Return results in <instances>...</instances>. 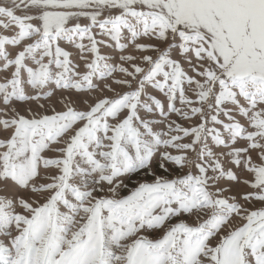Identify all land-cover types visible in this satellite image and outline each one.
Segmentation results:
<instances>
[{
    "label": "snow or ice",
    "instance_id": "1",
    "mask_svg": "<svg viewBox=\"0 0 264 264\" xmlns=\"http://www.w3.org/2000/svg\"><path fill=\"white\" fill-rule=\"evenodd\" d=\"M0 264H264V0H0Z\"/></svg>",
    "mask_w": 264,
    "mask_h": 264
}]
</instances>
